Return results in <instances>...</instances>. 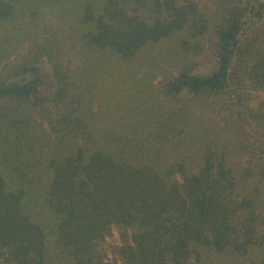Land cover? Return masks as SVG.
Returning <instances> with one entry per match:
<instances>
[{"label":"trees","instance_id":"trees-1","mask_svg":"<svg viewBox=\"0 0 264 264\" xmlns=\"http://www.w3.org/2000/svg\"><path fill=\"white\" fill-rule=\"evenodd\" d=\"M0 264H264V0H0Z\"/></svg>","mask_w":264,"mask_h":264},{"label":"rangeland","instance_id":"rangeland-1","mask_svg":"<svg viewBox=\"0 0 264 264\" xmlns=\"http://www.w3.org/2000/svg\"><path fill=\"white\" fill-rule=\"evenodd\" d=\"M262 96V95H261ZM260 98H262V97H260ZM119 234H118V232L117 231H115V240H118V238H119V236H118Z\"/></svg>","mask_w":264,"mask_h":264}]
</instances>
